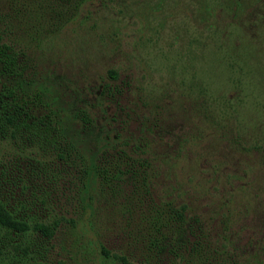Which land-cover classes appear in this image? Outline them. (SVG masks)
Listing matches in <instances>:
<instances>
[{"label": "rangeland", "instance_id": "374dc122", "mask_svg": "<svg viewBox=\"0 0 264 264\" xmlns=\"http://www.w3.org/2000/svg\"><path fill=\"white\" fill-rule=\"evenodd\" d=\"M33 55L44 101L90 162L106 137L143 134L153 195L186 203L213 231L225 216L240 248L264 243V0H87ZM0 149V199L15 215L77 210L75 168ZM65 237L2 229L0 264H87L70 259L75 246L56 250Z\"/></svg>", "mask_w": 264, "mask_h": 264}, {"label": "trees", "instance_id": "16d2710c", "mask_svg": "<svg viewBox=\"0 0 264 264\" xmlns=\"http://www.w3.org/2000/svg\"><path fill=\"white\" fill-rule=\"evenodd\" d=\"M86 1L0 0V143L4 152L29 151L38 161L75 168L71 203L77 208L45 222L15 215L0 199V230L31 228L52 239L64 229L65 248L56 250L75 246L70 259L91 255L87 264H264V243L240 248L225 233V216L213 231L186 203L153 195L155 169L143 134L136 141L121 133L106 137L91 162L65 135L56 103L44 101L46 88L36 84L33 54L79 18ZM76 116L89 126L85 110Z\"/></svg>", "mask_w": 264, "mask_h": 264}]
</instances>
